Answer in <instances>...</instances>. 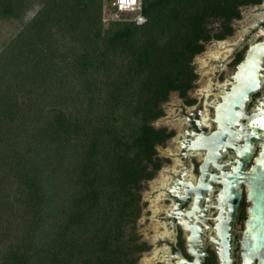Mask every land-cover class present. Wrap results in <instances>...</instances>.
Here are the masks:
<instances>
[{"label": "trees", "instance_id": "1", "mask_svg": "<svg viewBox=\"0 0 264 264\" xmlns=\"http://www.w3.org/2000/svg\"><path fill=\"white\" fill-rule=\"evenodd\" d=\"M104 1L0 0L2 18L38 6L7 47L38 91L17 194L24 226L1 264L137 263L152 121L214 37L211 23L258 0H141L143 23L107 28Z\"/></svg>", "mask_w": 264, "mask_h": 264}, {"label": "flooded vegetation", "instance_id": "2", "mask_svg": "<svg viewBox=\"0 0 264 264\" xmlns=\"http://www.w3.org/2000/svg\"><path fill=\"white\" fill-rule=\"evenodd\" d=\"M240 10L238 18L213 21L214 37L206 45L220 43L218 53L198 59L200 53L190 62L181 90L170 92L161 104L162 114L152 121L158 141L156 153L148 162L151 177L143 183V209L137 221L142 249L136 264H222L215 242L220 240L217 225L230 205L220 201L223 184L212 177L222 171L212 161L214 145L210 137L218 129L216 107L230 90L238 65L252 42L264 39V0L243 5ZM237 27H243L242 35L231 43L223 42ZM216 35L226 37L216 39ZM262 97L264 88L253 95L248 114L254 113ZM260 149L258 144L255 156ZM220 152L218 164L230 170L237 152L232 147H223ZM241 188L232 229L234 264H243L240 242L251 206L246 181Z\"/></svg>", "mask_w": 264, "mask_h": 264}, {"label": "water", "instance_id": "3", "mask_svg": "<svg viewBox=\"0 0 264 264\" xmlns=\"http://www.w3.org/2000/svg\"><path fill=\"white\" fill-rule=\"evenodd\" d=\"M219 46L220 43L213 42L197 58L207 59L211 54L218 53ZM225 59H228V56ZM263 66L264 39L252 42L244 60L238 65L230 90H226L223 101L216 107L215 120L218 129L210 137L214 145L211 158L222 173L212 177L223 184L220 201L230 205L229 212L224 208L225 215H221L217 225L220 240L215 242L219 245L218 252L222 264H234L232 229L242 196L241 184L244 181L249 187L248 200L251 206L240 242L243 264H264V97L258 101L254 113L247 112L253 95L264 88ZM258 144L261 149L255 156ZM223 147H232L238 155L237 159L230 162V170L218 164L221 159L220 150ZM252 160L253 163L247 171L246 168ZM218 176L221 180L217 178Z\"/></svg>", "mask_w": 264, "mask_h": 264}, {"label": "rangeland", "instance_id": "4", "mask_svg": "<svg viewBox=\"0 0 264 264\" xmlns=\"http://www.w3.org/2000/svg\"><path fill=\"white\" fill-rule=\"evenodd\" d=\"M37 9L38 6L29 11L23 19L0 16V115L6 113V106H10V112L16 115L11 121H0V264L8 255L14 244L13 241L24 226L22 220H18L19 204L22 198L17 194L20 187L19 177L30 158L26 152L29 143L28 132L25 133L29 127L27 128L25 124L28 125L26 120L31 116V105L37 97L34 92L38 91L34 88L36 86L33 82L28 79L30 71L18 62L19 57L16 51L8 50L7 47ZM140 9L134 12L117 13L112 0H105L103 25L107 28L113 21H135L141 24L145 18L140 15ZM211 26H215L214 22ZM242 33L243 27H237L234 34L223 42L231 43ZM37 102L41 103V101ZM32 131L33 127H31Z\"/></svg>", "mask_w": 264, "mask_h": 264}, {"label": "built area", "instance_id": "5", "mask_svg": "<svg viewBox=\"0 0 264 264\" xmlns=\"http://www.w3.org/2000/svg\"><path fill=\"white\" fill-rule=\"evenodd\" d=\"M117 13L134 12L140 9L141 0H112Z\"/></svg>", "mask_w": 264, "mask_h": 264}]
</instances>
